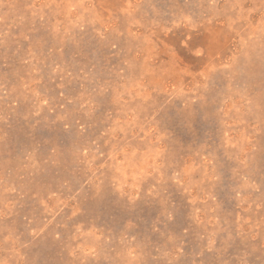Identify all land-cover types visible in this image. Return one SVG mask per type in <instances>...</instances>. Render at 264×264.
Here are the masks:
<instances>
[{"label":"rangeland","instance_id":"rangeland-1","mask_svg":"<svg viewBox=\"0 0 264 264\" xmlns=\"http://www.w3.org/2000/svg\"><path fill=\"white\" fill-rule=\"evenodd\" d=\"M0 264H264V0H0Z\"/></svg>","mask_w":264,"mask_h":264}]
</instances>
